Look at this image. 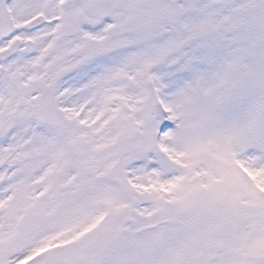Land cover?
<instances>
[{
	"label": "snow or ice",
	"instance_id": "1",
	"mask_svg": "<svg viewBox=\"0 0 264 264\" xmlns=\"http://www.w3.org/2000/svg\"><path fill=\"white\" fill-rule=\"evenodd\" d=\"M0 264H264V0H0Z\"/></svg>",
	"mask_w": 264,
	"mask_h": 264
}]
</instances>
